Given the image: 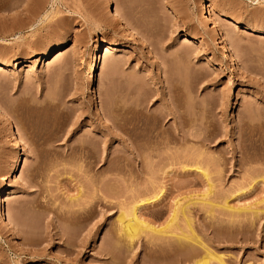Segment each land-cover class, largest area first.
Masks as SVG:
<instances>
[{
	"label": "rangeland",
	"instance_id": "rangeland-1",
	"mask_svg": "<svg viewBox=\"0 0 264 264\" xmlns=\"http://www.w3.org/2000/svg\"><path fill=\"white\" fill-rule=\"evenodd\" d=\"M0 23V264H264V0H0ZM160 190L163 233L126 239Z\"/></svg>",
	"mask_w": 264,
	"mask_h": 264
},
{
	"label": "bare ground",
	"instance_id": "bare-ground-1",
	"mask_svg": "<svg viewBox=\"0 0 264 264\" xmlns=\"http://www.w3.org/2000/svg\"><path fill=\"white\" fill-rule=\"evenodd\" d=\"M107 1V0H106ZM52 8H53V6H52ZM109 9H111V15H112V18L113 19H115L117 22L119 21V22H124V20L122 21V18H121V14H120V12H118V11H114V9L112 8V5H111V3H109L108 2V10ZM49 11V10H48ZM204 12H205V14H207V19L209 20V21H212L213 20V17H212V14L210 13V11H209V9L207 8V6H205V8H204ZM51 14V12H47L46 13V16L48 17L49 15ZM21 20V19H20ZM18 22V21H17ZM116 22V23H117ZM12 23V22H11ZM19 23V22H18ZM125 23V22H124ZM122 23L121 24V26H123V27H125L126 25L125 24H127V23ZM238 23V22H237ZM7 24V23H6ZM14 24H15V22H14ZM17 24V23H16ZM9 25V24H8ZM21 26V25H20ZM22 26H24V24L22 25ZM129 25H127L126 27H125V29L127 28L128 30V35H130V37H134V36H137V35H135V33H137V32H135V31H132L133 30V28H132V30H131V25H130V27H128ZM7 28L8 27H6L4 24H1L0 23V32H3V31H6L7 30ZM16 28V27H15ZM21 29V28H20ZM122 29V28H121ZM124 29V28H123ZM13 30V29H12ZM18 30V29H17ZM214 32V37H216V40H218V41H221V49H222V53L225 55L224 57H226V60H227V62L228 63H230L231 65H232V67L233 68H237V63H236V57L234 56V54H232L231 53V51H230V49H229V46H228V44H229V42H228V40L226 39V38H222V36L220 35V33L218 32L219 30H217V29H215V28H213L212 29ZM126 31V32H127ZM10 32V31H9ZM135 32V33H134ZM6 34V33H5ZM0 44H2V45H4L7 49H9V46H10V44H8V41L6 42V41H3V43H0ZM3 47V46H2ZM113 47H114V45H112V44H106V46H101V47H98L95 51H94V53H93V56H94V60H95V62H94V65L92 66V69H91V72H90V74H91V77H90V79H89V82H88V86H89V89H90V91L91 92H93V90H94V83H95V78H94V73L96 74V71H99L100 70V68H101V62L99 61L100 60V57H101V55L103 54V53H107V52H109L110 50H112L113 49ZM62 50H58V51H56V53H60L58 56H61V55H63L62 54V52H61ZM3 53V52H2ZM11 54V53H10ZM55 54V53H54ZM48 55H50V54H46V56H48ZM0 57H6L7 58V55H6V53L5 54H0ZM1 58V59H2ZM3 60V59H2ZM3 62V61H2ZM3 67H9V65H7V64H1L0 63V70L2 71L3 70ZM176 87V86H175ZM174 89V88H173ZM173 93V92H172ZM168 94V93H167ZM170 96V95H169ZM169 98V97H168ZM167 101V100H166ZM0 110H1V108H0ZM97 111H99V108H98V106H97ZM160 111V110H159ZM167 112V111H166ZM179 112V111H178ZM157 114H160V113H157V112H155V113H152L151 112V133H152V126L154 125L152 122H153V120H154V118L156 117V119L155 120H157V116H159V115H157ZM165 115V114H164ZM179 115H180V113H179ZM160 116H162V114L160 115ZM166 116V115H165ZM164 116V117H165ZM168 117V116H167ZM182 117V116H181ZM166 118V117H165ZM164 118V119H165ZM181 120V119H180ZM159 122H161V121H159ZM158 122V123H159ZM155 123V122H154ZM157 123V122H156ZM157 123V124H158ZM153 124V125H152ZM183 124V123H182ZM162 125V124H161ZM164 126H161V127H163V128H165V124H163ZM164 130V129H163ZM155 131H157V129L155 130ZM162 130H160V132H161ZM177 132L176 133H174L173 134V136H174V139L176 140V142H183V141H189V138H190V136L192 137V135H190V134H187L186 132H183V129H181V128H178L177 130H176ZM168 132V131H167ZM166 132V133H167ZM16 133H17V136L18 137H20L19 135H20V133H19V131H18V129H16ZM165 133V130L164 131H162V134H164ZM155 134V133H154ZM159 134V133H158ZM246 134V133H245ZM156 135V134H155ZM167 135V134H166ZM159 137H161V139H162V141H160L161 139L159 138ZM151 136V150H153V147H154V143L157 141V145L158 144H165L164 143V141H163V139H164V137L165 136H163V135H160V136ZM160 139V140H159ZM21 140V139H20ZM154 140H156V141H154ZM184 143V142H183ZM156 156V155H155ZM153 157V156H152ZM151 157V158H152ZM155 158V157H154ZM115 170V169H114ZM204 176L206 177V179H210L209 177H208V175L205 173L204 174ZM96 181V180H95ZM100 182V181H99ZM116 182V181H115ZM208 183V182H207ZM94 185V184H93ZM209 188V187H208ZM211 189H213V187L210 185V193H211ZM7 190H8V188L6 187V188H4L2 191H0V210H1V213H3V197H4V195L6 194V192H7ZM138 193V192H137ZM83 195V194H82ZM137 195V194H136ZM164 195V191L163 190H160V192L158 193V194H156V195H154V196H152L151 197V199H146L145 201H141V202H138V204L137 205H135V206H133V208H132V211H130V213L132 212V214H131V217H129L128 219V221L127 222H125L124 223V220L126 221L127 219H125L124 218V220H123V225H122V227L125 225V227H123L124 228V234L126 235V239L128 238V239H130V241H132V240H134L135 238H137V236H139L140 234H142V232H151V233H158L159 235L161 234V233H163V230L162 229H158V228H156V227H153V226H151V225H149V224H147V223H145V222H143V220H142V218H140L141 216H140V212L142 211V209H144V208H146L147 206H148V209H149V206H152V205H155V203L156 202H160L161 201V198L162 197H164L163 196ZM206 195V194H205ZM141 196V195H140ZM145 196V195H144ZM208 196V195H207ZM97 197V196H96ZM130 197V196H129ZM135 197V196H134ZM79 199V198H78ZM80 200V199H79ZM154 200V201H153ZM153 201V202H152ZM212 202V201H211ZM217 205V204H216ZM101 207V206H100ZM182 207V206H181ZM218 207V206H217ZM222 207V206H221ZM225 208H226V210H232V212H233V209L232 208H229V207H226L225 206ZM187 209V208H186ZM94 210V209H93ZM92 212V211H91ZM123 212V211H122ZM180 212V211H179ZM235 212V211H234ZM78 213V212H77ZM130 213H129V215H130ZM177 214H178V210H174V212H173V214H172V216H171V218H170V220H169V222H168V227L167 228H169L170 227V223H173V222H175V220L177 219ZM76 215V214H75ZM122 215V214H121ZM121 215H120V217H121ZM3 219H2V221H3V223H4V225L5 226H8L7 224H6V217H5V215L3 214ZM125 217V216H124ZM119 218V217H118ZM120 219H122V218H120ZM67 222V221H66ZM191 225V224H190ZM10 226V225H9ZM171 226H172V224H171ZM121 227V226H120ZM158 229V230H157ZM190 229H191V227H190ZM165 230H167V229H164V231ZM194 232V231H193ZM166 233H167V231H166ZM124 235V236H125ZM157 235V234H156ZM195 235V234H194ZM191 237V236H190ZM188 238V239H190L189 241L191 242V241H193V240H195V238L194 237H191V238ZM182 238V237H181ZM195 242V241H194ZM183 243V242H182ZM196 243H197V245H198V243H199V241H196ZM195 243V244H196ZM200 244V243H199ZM192 245V244H191ZM193 246V245H192ZM203 246V245H202ZM187 247V246H186ZM196 247V246H195ZM194 247V248H195ZM198 247H200V246H198ZM197 247V248H198ZM175 248V247H174ZM193 248V249H194ZM188 249V250H187ZM186 250H187V254L188 253H190L189 255H187L188 257H187V260L188 261H193L194 263L193 264H197L198 262L196 261L195 262V258L196 257H198V254H197V251H198V249H197V251H196V249H194L195 251L194 252H189V251H191L189 248H187ZM209 249V248H208ZM185 250V251H186ZM205 250H207V249H205ZM173 251V250H172ZM182 251V250H181ZM199 251H202V250H199ZM207 252V256H208V258H210V257H212L213 255V253L211 254V252L210 251H206ZM199 253V252H198ZM202 254V253H201ZM175 255V254H174ZM204 255V254H203ZM205 256V255H204ZM180 257V256H179ZM186 257V256H185ZM207 258V257H206ZM207 258V259H208ZM212 258H216L215 256L214 257H212ZM218 258V257H217ZM222 257L220 256L219 257V264H224L223 263V258L221 259ZM211 259V258H210ZM225 259V258H224ZM209 260V259H208ZM212 260V259H211ZM215 260H217V259H215ZM204 262V261H203ZM170 263V262H169ZM210 262H208L207 261V263H204V264H209ZM174 264V263H173ZM198 264H200V262L198 263Z\"/></svg>",
	"mask_w": 264,
	"mask_h": 264
}]
</instances>
